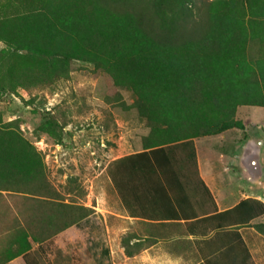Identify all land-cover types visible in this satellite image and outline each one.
<instances>
[{"label": "trees", "instance_id": "16d2710c", "mask_svg": "<svg viewBox=\"0 0 264 264\" xmlns=\"http://www.w3.org/2000/svg\"><path fill=\"white\" fill-rule=\"evenodd\" d=\"M14 13L13 42L59 58L60 76L72 61H87L133 92L151 135L109 169L130 214L184 221L188 234L205 237L199 264H256L240 228L264 216V202L248 197L220 211L199 174L194 139L244 129L237 108L264 107V0H42ZM4 127L0 191L49 197L42 203L50 206L47 222L26 232L14 256L42 264L29 238L41 244L91 209L54 201L35 148ZM256 226L264 232V223ZM132 239L124 238L129 256L144 247Z\"/></svg>", "mask_w": 264, "mask_h": 264}, {"label": "rangeland", "instance_id": "374dc122", "mask_svg": "<svg viewBox=\"0 0 264 264\" xmlns=\"http://www.w3.org/2000/svg\"><path fill=\"white\" fill-rule=\"evenodd\" d=\"M41 1L0 0V125L35 148L39 157L35 167L37 172L44 171L57 192L54 201L91 211L83 219L76 212L78 223L41 244L29 238L32 250L42 264H150V256L158 252L178 257L181 264H199L204 236L190 240L184 225L173 224L166 237L164 226L159 228L140 216L134 221L124 217L130 211L109 169L114 160L143 150L151 135L132 106L133 92L115 85L107 72L87 61H72L67 75L60 76L59 58H44L35 51L40 45L30 50L11 39L12 28L18 24L12 19L14 12ZM119 95L126 106L119 102ZM234 119L242 121L244 129L233 127L194 139L199 174L203 172L216 191L212 193L216 203L226 199L229 205L235 204L245 196L264 202V146L260 139L246 143L255 124L264 129V107L241 105ZM32 197L29 192L0 191V264H26L22 255L14 253L25 246L26 232L47 222L50 206L42 199L49 197ZM259 223H264V216L240 231L255 263L264 264V232L258 230ZM156 234L167 242L151 249L155 239L149 236ZM129 235L133 243L138 238L144 241V247L132 256L124 246Z\"/></svg>", "mask_w": 264, "mask_h": 264}, {"label": "crops", "instance_id": "0c3cea01", "mask_svg": "<svg viewBox=\"0 0 264 264\" xmlns=\"http://www.w3.org/2000/svg\"><path fill=\"white\" fill-rule=\"evenodd\" d=\"M262 123V122H261ZM259 125L261 124H255V128L253 129V134L250 133V136L247 140L246 143H248L249 145L252 144L253 142H257L258 139H260L259 143L262 145V147L264 146V129L262 127H260ZM249 131V130H248ZM204 173L202 172L201 176H202V179L204 180V182L207 184L208 187H210L211 189V192L213 194H215L216 191H214V188H212L206 177L203 175ZM244 198H248V196H245ZM242 198V199H244ZM264 198V197H263ZM241 199V200H242ZM240 200V201H241ZM264 200V199H263ZM239 201V202H240ZM238 203V202H237ZM237 203L235 204H228V202H226V199L222 201V203L217 199V204H218V209L220 211L222 210H226L228 208H231L233 206H235ZM124 217H127L128 219L134 221L135 220V217L137 218V216H132L131 214H129V216H124ZM148 221H153L159 225H156L157 227L161 228L164 226V231L165 233L163 234V236H168L169 233H171L173 231V224H182L184 225V221H176V220H163V219H158V218H155V219H152V218H149ZM162 223H165V224H162ZM170 228V229H168ZM151 233V232H149ZM153 234V233H151ZM166 236V237H167ZM149 238L151 239H155L154 242H152V244L150 245V248L151 249H157V248H160L161 245H163L162 243L163 242H167V241H163L160 237H157V234L155 236L153 235H150ZM188 238L191 240L194 238V235L192 234H189ZM177 240V239H176ZM174 240V241H176ZM171 240H169L168 242H170ZM173 241V240H172ZM182 242H186L188 245H189V241H182ZM179 244H182V243H179ZM178 244V245H179ZM149 248V249H150ZM160 252H158V255L157 256H150V264H181L180 263V260L178 257H173V256H170L169 254H167L166 252L164 253V255H160L159 254ZM170 253V252H169Z\"/></svg>", "mask_w": 264, "mask_h": 264}]
</instances>
